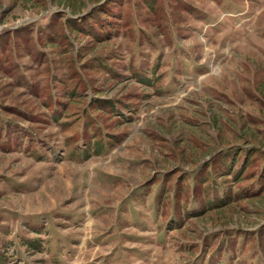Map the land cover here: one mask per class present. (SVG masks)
Masks as SVG:
<instances>
[{"label": "rangeland", "instance_id": "1", "mask_svg": "<svg viewBox=\"0 0 264 264\" xmlns=\"http://www.w3.org/2000/svg\"><path fill=\"white\" fill-rule=\"evenodd\" d=\"M0 264H264V0H0Z\"/></svg>", "mask_w": 264, "mask_h": 264}]
</instances>
